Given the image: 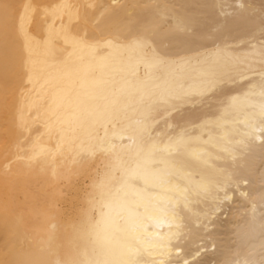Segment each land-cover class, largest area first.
Returning a JSON list of instances; mask_svg holds the SVG:
<instances>
[{
    "label": "bare ground",
    "instance_id": "bare-ground-1",
    "mask_svg": "<svg viewBox=\"0 0 264 264\" xmlns=\"http://www.w3.org/2000/svg\"><path fill=\"white\" fill-rule=\"evenodd\" d=\"M0 264H264V0H0Z\"/></svg>",
    "mask_w": 264,
    "mask_h": 264
}]
</instances>
